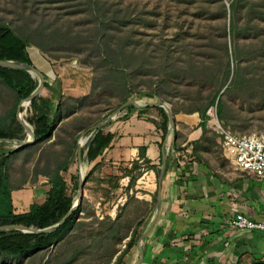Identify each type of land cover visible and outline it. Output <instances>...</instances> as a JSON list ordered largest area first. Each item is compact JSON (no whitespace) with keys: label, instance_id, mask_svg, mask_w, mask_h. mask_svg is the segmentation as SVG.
Wrapping results in <instances>:
<instances>
[{"label":"rangeland","instance_id":"rangeland-1","mask_svg":"<svg viewBox=\"0 0 264 264\" xmlns=\"http://www.w3.org/2000/svg\"><path fill=\"white\" fill-rule=\"evenodd\" d=\"M233 1L236 9L229 7ZM107 2L108 6L105 9L107 8L108 12L102 17L105 23L115 10L128 15L127 26H122L123 24L119 22L109 23L112 24L113 36L123 37L127 34L131 35L135 42L151 43L148 47L151 50L150 55L145 52L148 61L134 75L136 92L133 95L134 101L158 102L157 98H148L147 95L157 90L162 92L166 100L164 103L169 109L172 106L175 110H180L181 106L188 104L183 99L188 80H174L169 84L160 85L158 79L160 72L157 68L161 63V53L156 49L157 43L163 44L178 63H184L189 55L212 65L216 57L223 56L221 51L215 49L217 46L220 48L224 42L227 44L233 71L219 93L227 107L229 123L221 124L232 132L236 131L234 133L264 135V106L259 103L258 93L254 95L247 91V85L249 89L254 84L258 85L257 76L264 75V21H251L252 6L264 12V0H107ZM221 4L225 5L227 10L225 17L221 13ZM153 20L156 28L148 27ZM0 23L8 25L20 36H23L25 30L42 27L46 33L55 30H61V33L70 31L71 36L80 33L82 37L88 38L99 22L87 5V0H0ZM249 26H257L262 35L243 36L234 42L236 34L244 32L242 29ZM224 28L226 35L223 33ZM235 46L241 49L244 55L239 61L233 56ZM91 47L93 46L89 41L83 45L54 43L47 48L45 56L56 62L75 60L80 68L91 71L79 63L86 58L87 50ZM34 50L38 49L31 45L28 48L29 54ZM236 65L240 66L237 72ZM235 73H240L241 77L234 86H231L229 84ZM14 103L13 94L0 85V122L5 119ZM117 103L118 100L114 97L108 100L98 95L93 97L85 103L75 126L95 124L103 116L108 115ZM28 110L30 106L24 105L21 108L22 118L26 122L30 117ZM210 119L213 123L216 122L214 112H211ZM86 132L76 133L77 142L80 137L82 141L86 140ZM21 136L26 139L24 131ZM0 144H2L0 152L17 150L12 144L5 142ZM45 146L33 144L18 152L9 161L8 168L11 185L31 190L35 195L34 200L38 202L46 197L47 192L43 186L48 182L38 173L44 171L47 162L49 168H54L55 162H62L66 153L60 142L50 150ZM84 148L85 143L80 147V159L78 160L76 150V156L71 158L68 171L62 173L66 182L63 192L73 198V203L77 198L76 183L80 167L83 179L85 178L83 195L78 206L79 214L71 229L48 249L35 252L20 261L0 259V264H113L118 254L125 248L136 224L141 221L143 223L137 229L135 244L125 257L127 264L130 263L132 254H138V240L155 215L153 195L149 198L150 194L147 191L149 190L147 185L154 183L153 177L149 180L148 165L142 164L141 161L137 163L131 172L132 181L129 185V178L120 176L122 172L120 170L125 166L110 169L109 166L101 165L90 174L89 164L81 159V151ZM109 171L111 174H107ZM110 176L116 177V180L108 182ZM15 213L19 214L16 209Z\"/></svg>","mask_w":264,"mask_h":264},{"label":"trees","instance_id":"trees-1","mask_svg":"<svg viewBox=\"0 0 264 264\" xmlns=\"http://www.w3.org/2000/svg\"><path fill=\"white\" fill-rule=\"evenodd\" d=\"M220 1V0H218ZM107 0H87V5L90 6L92 14L99 22L93 29V33L88 38L82 37L80 33L71 36V32L61 33V30H55L51 33H46L42 27L36 29L25 30L23 36L16 33L14 29L4 23H0V60L14 61L32 65L28 54V48L35 46L44 55L47 54V48L54 43L68 45H83L88 41L93 47L87 50L86 58L79 61L81 66L90 68L92 71L91 89L88 95L79 98H61L57 103L52 119L48 118L41 108L48 105V100L41 96H36L30 103V117L27 122L33 129L35 143L34 145H46L48 150L52 149L57 142L63 144L66 149L65 157L62 162H55L54 168H49V162L46 163L44 171L39 172L41 176L48 180L50 190L47 192L46 198L41 204L32 205L30 211L25 214H16L12 204V192L20 189V186L13 187L9 180L8 168L9 161L18 152L26 149H17L7 152H0V226L22 225L33 229H44L57 224L70 210L73 203L71 196H66L63 188L66 185L62 173H66L70 166V160L76 156L77 138L76 133L86 132L85 148L81 151V159L84 163L93 164L89 173L98 170L101 163L96 161L102 155L104 150L109 146L113 136L111 134H103V129L108 125L99 128L94 133L88 132V129L105 119L111 112L117 109L121 104L128 100H133L135 92V73L142 69L145 62L148 61L147 51L150 55V42L133 41L131 35L123 37L113 36L111 33V22H119L122 26H127L128 15L121 14L120 11H114L111 17L107 18L105 23L102 17L108 12ZM235 1L230 4L235 7ZM241 8V6H239ZM97 10V14H96ZM237 10H239L237 6ZM251 21H264V12L257 10L252 6ZM221 13L223 17L227 15L225 5L221 4ZM141 20V19H140ZM143 20H141L142 22ZM155 21H151L148 27L156 28ZM25 29V28H24ZM244 32L237 33L234 42L238 38L251 36H260V31L257 26L244 28ZM24 31V30H23ZM223 33L226 35L224 28ZM184 38H181L183 40ZM222 46L215 49L221 51L223 56L216 57L210 65L205 61L197 58H192L189 55L185 62H176L172 54L163 44H156V49H159L161 63L158 66V79L161 84H169L174 80H188L184 88L183 99L187 101V105L181 106L182 109L175 110L172 106L170 110L174 115L194 114L196 113L200 119L199 128L201 129V139L208 143H213L214 139L218 138L217 134L209 130L205 122L208 121V112L210 109H215V115L219 124L229 129L222 124L227 122V107L219 96L220 91L225 87L229 77L232 75V63L227 51V44L223 42ZM184 47V46H183ZM233 56L236 61H239L244 55L237 46L234 47ZM236 65V72L240 69ZM101 69V70H100ZM100 71V72H99ZM240 73H235L229 85L234 86L240 80ZM257 84L250 87L247 85L248 92L259 95V103L264 106V75L257 76ZM262 82V83H261ZM0 85L9 90L14 97V105L6 114L5 119L0 122V139H18L24 140L21 136L23 128L16 120V106L20 101L26 99L38 86L37 77L32 78L31 74L24 70L8 69L0 67ZM46 84L44 83V87ZM256 86V88H254ZM253 87V88H252ZM205 89V91H204ZM102 96L108 100L114 97L118 100L117 105L108 115L103 116L95 124H84L75 126V121H79V113L85 103L90 101L95 96ZM148 98H157L158 101L166 102L161 91L147 93ZM150 107L139 110L145 113L150 110ZM137 109L129 106L124 108L117 116L118 118H126L131 112ZM161 116V122L156 126L162 132V138L165 137L168 129V115L162 108H157ZM69 119V121L64 122ZM174 125L175 119L173 118ZM208 123V122H207ZM222 123V124H221ZM230 130V129H229ZM232 131V130H231ZM236 132V131H234ZM68 136V137H67ZM175 136V132H174ZM67 137V140L65 139ZM53 140V141H52ZM2 144H0L1 146ZM31 146V145H30ZM29 147V146H28ZM16 148V147H15ZM43 151V150H42ZM42 154V153H41ZM40 156H43L41 155ZM164 157H167V152H164ZM139 160L142 164L148 165V169L153 171L156 176L159 175L160 168L150 165V162L145 158V147L139 149ZM138 161H133L130 164H121L125 166L120 171L121 178H129L131 184V172L136 167ZM166 168V167H165ZM76 179V178H75ZM85 183V178L83 179ZM116 180V177L110 176L108 182ZM78 187V179L76 183ZM157 191L153 195V207L155 208ZM79 214L77 208L71 215L52 233L42 234H25L20 231L9 230L0 231V259L20 261L35 252L48 249L54 242L62 239L64 234L71 229ZM143 222L139 221L133 229L125 248L118 254L113 264H127L125 261L126 255L130 252L135 244L137 229Z\"/></svg>","mask_w":264,"mask_h":264},{"label":"crops","instance_id":"crops-1","mask_svg":"<svg viewBox=\"0 0 264 264\" xmlns=\"http://www.w3.org/2000/svg\"><path fill=\"white\" fill-rule=\"evenodd\" d=\"M29 57L46 84L39 96L48 100L41 108L48 118L52 119L61 98L79 99L89 94L91 71L80 68L75 60L56 62L38 50ZM136 102L151 109L141 113L139 110L146 107H134L137 110L126 118L112 120L103 134L113 138L96 162L110 169L140 162L139 149L145 147L150 165L161 168L162 150L167 152L161 182L153 171L148 173L149 180L154 178V183L147 185L149 198L159 192L160 207L141 243L140 264H264V232L238 231L229 226L235 214L264 219V180L234 166L222 152L220 137L213 143L202 140L196 113L174 115V129L162 138L154 123L161 122L160 107ZM208 115L205 125L216 133ZM185 149H192V155L182 161L177 154ZM45 183L43 188L48 192L50 185ZM34 197L31 190H14V209L19 214L28 213L32 205L46 198L38 202ZM138 261L139 253L132 254L129 264Z\"/></svg>","mask_w":264,"mask_h":264},{"label":"water","instance_id":"water-1","mask_svg":"<svg viewBox=\"0 0 264 264\" xmlns=\"http://www.w3.org/2000/svg\"><path fill=\"white\" fill-rule=\"evenodd\" d=\"M0 67L1 68H8V69H17V70H24L26 72H28L29 74H31L32 78L37 77L38 79V86L37 88L32 92V94L30 96H28L26 99L20 101L17 109H16V120L19 123V125L23 128L24 132L26 133V139L25 140H18V139H0V142H5V143H9L14 145L15 147H17V149H24L30 145H33L35 143V137H34V132L32 127L24 120L20 117L21 113V108L23 107L24 104H26V106H29L31 101L38 96L41 91L44 88V78L42 76V74L33 66V65H28L25 63H19V62H14V61H4V60H0ZM136 107V108H144L147 105H141L139 103H137L134 100H128L127 102L121 104L116 110H114L110 115H108L105 119H103L102 121L98 122L97 124H95L94 126H92L91 128L88 129L89 132L94 133L96 130H98L101 127H104L106 125H108L112 120H114L116 118V116L126 107ZM149 106L151 107H160L162 108L168 115V129H167V134L169 135L171 133V131L174 129V121H173V114L171 112V110L169 109V107L167 106L166 103L162 102V101H158L155 103H151L149 104ZM81 137L77 142V157L78 160L80 159V141H81ZM87 140V139H86ZM86 140L84 141V143L86 142ZM164 166H165V158H164V153L162 150V159H161V168H160V172L158 175V182L160 183L162 180V176H163V172H164ZM83 185H84V180H83V173L81 170V167L79 169V174H78V187H77V198L75 203L72 205V207L70 208V210L68 211V213L55 225L50 226L48 228H44V229H33V228H28L22 225H8V226H0V231H9V230H15V231H20L22 233L25 234H42V233H52L54 232L70 215L72 212H74L82 199V195H83ZM159 207H160V193L157 192L156 195V203H155V215H154V219L156 218L158 211H159ZM154 219L151 221L150 225L146 228V230L143 232V234L140 236L138 243H137V250L139 253V261L136 264H140L141 259H142V252L140 250V242L144 239V237L147 235V233L149 232V230L151 229L153 223H154Z\"/></svg>","mask_w":264,"mask_h":264},{"label":"built area","instance_id":"built-area-1","mask_svg":"<svg viewBox=\"0 0 264 264\" xmlns=\"http://www.w3.org/2000/svg\"><path fill=\"white\" fill-rule=\"evenodd\" d=\"M211 112L215 114V109H210L208 114ZM214 130L221 139L223 154L232 164L242 171L252 174L255 178L264 180V135L234 133L222 127L217 120ZM191 155L192 149H185L182 153L177 154L182 161L190 158ZM229 226L238 231L264 232V219L257 221L242 214H235L230 219Z\"/></svg>","mask_w":264,"mask_h":264},{"label":"bare ground","instance_id":"bare-ground-1","mask_svg":"<svg viewBox=\"0 0 264 264\" xmlns=\"http://www.w3.org/2000/svg\"><path fill=\"white\" fill-rule=\"evenodd\" d=\"M24 105H26V104H24ZM24 105H23V106H24ZM20 117L22 118V114L20 115ZM22 119H23V118H22ZM214 125H216V122L213 123V126H214ZM82 142H83V144H84V141L81 140V141H80V145H81V146L83 145Z\"/></svg>","mask_w":264,"mask_h":264}]
</instances>
